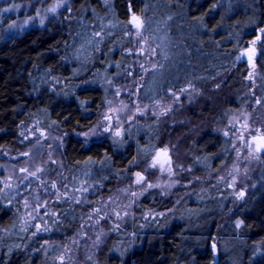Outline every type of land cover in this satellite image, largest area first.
<instances>
[{"label": "trees", "instance_id": "trees-1", "mask_svg": "<svg viewBox=\"0 0 264 264\" xmlns=\"http://www.w3.org/2000/svg\"><path fill=\"white\" fill-rule=\"evenodd\" d=\"M133 15L143 21L156 60L145 74L128 78ZM261 29L264 0H71L69 13L0 39V152L22 153L21 126L30 123L60 135L57 160L41 175L42 181L57 176L60 194L47 199L44 216L36 215L40 231L35 221H22L16 190L0 184V264H59L69 236L97 202L130 182L165 144L164 126L149 113L116 137L76 134L94 125L112 93L119 88L122 95L128 82L142 108L181 89L211 93L213 99L172 111L177 121L169 134L198 156L227 155L220 127L249 88L264 113ZM250 44L253 61L237 59ZM213 190L188 194L175 209L171 197L147 192L137 216L100 246L99 264H212L214 256L216 264H264V152L243 200L231 204L226 191Z\"/></svg>", "mask_w": 264, "mask_h": 264}, {"label": "rangeland", "instance_id": "rangeland-1", "mask_svg": "<svg viewBox=\"0 0 264 264\" xmlns=\"http://www.w3.org/2000/svg\"><path fill=\"white\" fill-rule=\"evenodd\" d=\"M61 2L62 0H0V9L9 7L12 9L9 12L0 11V39L8 38L30 26L43 27L51 17H57L61 12L69 13L71 0H63L64 6L58 8L55 13L48 11ZM25 21L28 23L25 24ZM13 24L15 26L10 27ZM131 29L134 40L133 47L128 50L130 55L128 78L145 74L146 70L155 65L156 60L153 44L142 34V30L141 35L137 36L135 27L131 25ZM245 54L246 50H243L241 58L245 57ZM253 58L251 54V61ZM253 74L249 71L248 80L251 84L256 81ZM130 81L132 82V79ZM116 90L109 97L100 119L89 129L76 134L87 140L106 135L116 137V133L122 134L124 125L130 120L149 113L151 116L155 114L158 123L164 126L167 133L165 144L153 150L150 159L134 174L130 182L97 202L82 220L79 228L69 236L63 253L57 260L59 264H99L97 252L107 236L137 216L135 207L139 199L151 190L158 191L164 199L171 197L174 209L188 194L204 192L208 194L213 189L226 191L232 204L244 199L253 188L260 172L262 152H257L256 147L259 143L258 136L264 135V113L259 101L255 99L254 88H249L245 96H242L239 107L226 114L220 130L228 139V152L227 155L218 154L214 159L188 152L183 148L180 137L172 139L168 130V126L177 121L172 116L174 112L179 111L184 105L213 99L211 93L181 89L172 93L170 99L166 101L161 100L142 108L135 99L136 89L132 88L129 82L124 87L122 95L119 88ZM21 134L26 144L22 153L10 155L0 152L1 157L5 159L4 162H0V184L16 190L19 198L14 203L22 210L21 219L24 222L28 219L35 221L34 231L37 233V229L43 224L37 221L39 219H36L38 218L36 215L44 216L46 211L42 213L41 210L46 208L47 199L52 194L55 196L60 194L57 176L49 181L41 179L47 165L57 160L60 135H54L36 123L21 126ZM165 149L168 150L167 156L164 155ZM157 153H160L159 157ZM157 158L160 164L155 168L150 167ZM169 159L170 166L165 163ZM215 161L216 166L213 164ZM38 169L40 171H37ZM30 173H35V176ZM137 173L144 177L140 183H136ZM240 193H243L242 197ZM169 212H173V208L159 212L144 211L142 217H159ZM229 214L230 211L223 222L228 220Z\"/></svg>", "mask_w": 264, "mask_h": 264}, {"label": "snow or ice", "instance_id": "snow-or-ice-1", "mask_svg": "<svg viewBox=\"0 0 264 264\" xmlns=\"http://www.w3.org/2000/svg\"><path fill=\"white\" fill-rule=\"evenodd\" d=\"M63 6H64V4H63V0H62L61 3H58V4L54 5L48 11L52 12V13H55L58 8L63 7ZM213 7H215V6H213ZM11 10H12L11 7L0 9V11H4V12H9ZM40 22H41V24H43V20H41ZM24 23L27 24L28 21H25ZM128 23L135 27V29L137 30L136 31V35L140 36L141 35V29L143 28V21H141L139 17L133 15L131 20ZM14 26H15V24L10 25V27H14ZM261 33L264 34V29H261ZM96 35H99V33H96ZM256 40L257 41L261 40V36H257ZM255 43H256V41H253V44H255ZM141 52H143V49H141ZM252 54L253 55L255 54V50L254 49L252 50ZM237 59H241V57H237ZM249 59H251V57H249ZM106 119H108V118L106 117ZM105 131H108V129H105ZM116 135L118 136V135H120V133H116ZM225 135H227V133H225ZM253 139L255 140L256 138L254 137ZM256 151L257 152H264V136L259 137V143L257 145ZM167 152H168V150L165 149L164 150V155L165 156H167ZM159 155H160V153H157V157H159ZM165 163H167L170 166V163H171L170 159L167 160ZM158 164H160L159 159L158 158L154 159L152 164L150 165V167L155 168ZM161 167H163L162 164H161ZM21 171H27V169H21ZM37 171H40V169H38ZM30 175L35 176V173H30ZM136 176H137L136 183H140L144 179V177L140 173H137ZM25 179H27V177H25ZM53 187H55V184H53ZM149 187H154V185H149ZM133 195H135V193ZM239 195H240V197H242L243 193H240ZM237 226H239V224ZM37 230L40 231L39 228ZM44 230H47V229H44Z\"/></svg>", "mask_w": 264, "mask_h": 264}, {"label": "water", "instance_id": "water-1", "mask_svg": "<svg viewBox=\"0 0 264 264\" xmlns=\"http://www.w3.org/2000/svg\"><path fill=\"white\" fill-rule=\"evenodd\" d=\"M254 49V45L253 44H250L249 45V48L246 50V54H245V58L246 59H249V57H251V54H252V50ZM250 60V59H249ZM261 136H264V135H259L258 136V139L259 137ZM258 145V144H257ZM257 148V147H256ZM217 262V256H214V261L212 262V264H216Z\"/></svg>", "mask_w": 264, "mask_h": 264}]
</instances>
